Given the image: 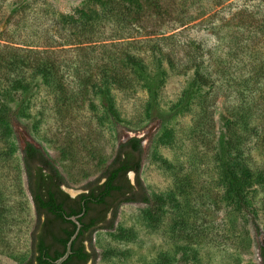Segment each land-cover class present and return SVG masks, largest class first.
<instances>
[{
  "label": "rangeland",
  "instance_id": "1",
  "mask_svg": "<svg viewBox=\"0 0 264 264\" xmlns=\"http://www.w3.org/2000/svg\"><path fill=\"white\" fill-rule=\"evenodd\" d=\"M24 1L21 10L23 0H0V45L20 48L30 67L27 95L13 96L25 111L10 134L0 131V264L30 254L25 143L75 196L133 137L142 141L144 188L168 200L154 223L146 206H120L114 229L93 234L89 264H261L262 238L220 182L219 161L243 145L247 200L264 236V0ZM153 48L173 65L162 66L164 77L152 74ZM41 60L60 88L33 78Z\"/></svg>",
  "mask_w": 264,
  "mask_h": 264
},
{
  "label": "trees",
  "instance_id": "2",
  "mask_svg": "<svg viewBox=\"0 0 264 264\" xmlns=\"http://www.w3.org/2000/svg\"><path fill=\"white\" fill-rule=\"evenodd\" d=\"M78 1L102 6L122 1L138 7L140 0ZM26 5L27 2L23 0V4L18 9L22 10ZM3 7L0 3V23L4 19ZM81 15H84V12ZM62 21L69 23L67 18H63ZM19 49L0 45V131L3 134L12 132L13 123L20 119L22 112L25 111L23 107L25 100H18L22 104L17 102L16 105L13 99L16 93H21L22 96L27 95L26 92L29 89L26 85L28 78H26L25 71H28L30 67H28V60L19 56ZM151 50L152 74L166 76V72L161 68L165 64L173 69L172 63L160 49L153 48ZM132 61L130 58L124 60L127 65L138 71L147 72L146 66L137 60ZM34 69L33 78L40 77L46 83L55 81V86L60 88L59 83L55 80L58 78L52 64L41 60ZM106 102L108 114L112 119H116L118 113L113 99L110 98ZM162 139L168 142L169 132H166ZM242 146L238 143L234 150V156H231L230 151L223 152L224 156L219 161L220 182L232 195L236 208L247 217L256 237L262 238L258 255L261 264H264V236L247 200L249 172L245 166V154ZM142 157L143 146L139 138L133 137L119 143L114 156L99 176L84 184L82 192L76 197H70L62 189L66 186L65 178L51 160L33 144L25 143L21 159L27 191L33 204L35 223L30 232V254L22 264H55V261L65 253L67 242L76 229V225L68 219L70 217L80 215L77 221L81 227L71 244L70 255L62 264L93 263L96 259V253L92 248L93 234L99 230H113L118 209L124 204L146 206L149 221L156 222L168 199L151 196L144 188L139 178ZM130 173L133 174V181L129 178Z\"/></svg>",
  "mask_w": 264,
  "mask_h": 264
},
{
  "label": "water",
  "instance_id": "3",
  "mask_svg": "<svg viewBox=\"0 0 264 264\" xmlns=\"http://www.w3.org/2000/svg\"><path fill=\"white\" fill-rule=\"evenodd\" d=\"M130 176L133 177V174L130 173V174H129V178H130ZM130 180L132 181L131 178H130ZM62 189L64 190V188H62ZM64 191H65V190H64ZM81 192H82V191H81ZM81 192H79L78 194H80ZM78 194H76L75 196H71V195H69V194H68V195H69L70 197H76ZM78 217H80V215H79V216H76V217H70V218H68L71 222H73V223L76 225V229H75L73 235L70 237V239H69L68 242H67L65 253H64L59 259H57V260L55 261V264H62V263L68 258V256H69L70 253H71V244H72V242L74 241V239L76 238V236H77V234H78V232H79V230H80V227H81L80 223L77 221V218H78ZM263 245H264V244H263Z\"/></svg>",
  "mask_w": 264,
  "mask_h": 264
}]
</instances>
